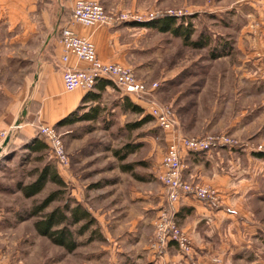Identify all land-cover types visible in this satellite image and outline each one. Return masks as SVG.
I'll return each instance as SVG.
<instances>
[{
  "label": "crops",
  "instance_id": "1",
  "mask_svg": "<svg viewBox=\"0 0 264 264\" xmlns=\"http://www.w3.org/2000/svg\"><path fill=\"white\" fill-rule=\"evenodd\" d=\"M76 1L0 0V131L23 119L21 128L13 135L14 143L20 137L33 139L41 124L67 127L69 138L81 136L72 130L81 123H88L83 126L84 132L100 129L116 135L129 132L131 126L124 118L131 113L143 115L137 127L147 122L149 105L122 92L108 79H98L91 90H65L61 70L64 47L57 28L60 19L61 27L70 23ZM97 1L105 4L104 0ZM245 12L264 24L261 17L264 8L255 3L250 9L238 6L235 10L238 16L235 15L234 47L227 55L217 57L221 60L214 65L218 67V73L214 68L209 70L205 86L211 85L213 76H217V89H222V79H232L234 84L229 89L224 87L225 93L218 94L220 104L214 106L213 115L196 127L201 132L226 131L241 139L264 143V29L259 36L252 29H246L247 20L237 19L239 13ZM71 27L95 44L101 61L125 66L135 63L134 69H139V75L148 80V76L140 72V67L144 68L146 64L137 63L133 58V55L142 56L145 52L139 48L138 27L134 23L92 27L76 23ZM66 66L89 67L75 55H70ZM190 72L187 68L172 75L161 88L175 89L180 84V74L188 77ZM215 88V85L210 87L211 98L217 95ZM26 96L29 103L22 111ZM133 106L142 110L135 111ZM129 144L125 145L124 151H129ZM247 144L208 152L184 148L180 151L183 179L212 185L222 198L220 204L212 205L182 195L172 207L175 218L193 241V253L187 257L181 255L173 242L168 244L163 255H157L149 248L154 236V221L167 200L159 179L160 161L159 173L140 182L142 185L128 186L126 204L121 208L110 213L104 210L107 207L104 204L102 208L98 206L100 210L96 214L93 207H88L103 227L106 241V246L99 248L98 256L106 264H212V258L216 257L230 260L251 255L255 247L252 241H264V222L252 218L246 209L250 203L264 201V155H261L264 151L257 152L249 142ZM101 147L104 149L103 145ZM4 148L8 149L7 146ZM127 166L119 167L122 172L129 173L132 170ZM248 260L258 262L256 255Z\"/></svg>",
  "mask_w": 264,
  "mask_h": 264
},
{
  "label": "rangeland",
  "instance_id": "2",
  "mask_svg": "<svg viewBox=\"0 0 264 264\" xmlns=\"http://www.w3.org/2000/svg\"><path fill=\"white\" fill-rule=\"evenodd\" d=\"M104 1L105 4L103 1L102 4L107 12L127 13L131 16L130 18L139 16L146 19L151 13L156 16L154 19L166 15H175L179 23L192 24L194 32L191 35V40L198 41L200 39L202 41L204 36L208 35L211 37V41L205 47H192L185 44L182 36L169 32L162 33L157 28L142 25L145 21L130 20L138 27L136 29L139 36V48L145 51L144 55L135 54L133 58L137 60V63L146 64L144 68L140 67V72L145 76L147 75L148 80L139 75V69H134L135 63L123 66L133 69L137 80L149 91V96L140 99L143 103H147L150 107L153 104L168 109L176 122L172 128H161L151 115H148L151 119L145 124L140 127L133 126L143 119V115L137 113H131L124 118L125 123L129 122L131 126L129 132H120L116 135H110L108 131L100 129L84 132L83 126L88 125V123H81L72 129L73 133H79L81 136L68 138L67 127L58 128L56 126V134L60 137L63 148L70 157L68 165L59 163L52 153L51 147L42 152H32L23 143L24 139L20 137V140L14 143L15 135L12 136L7 143V145L12 144V146L7 150L4 148L5 150L0 152L2 153L0 155V209H2L0 213V264H106L104 259L98 256L99 248L106 246L103 227L100 224L97 230L93 226L81 235L76 233L79 246L73 251H68L52 242L50 238L37 232L35 222L45 213L63 206L66 203V196L64 194L57 196L40 213L41 215H33L32 212L35 207L41 205L52 191H57L61 187L55 182H48L45 188L33 197L24 196L19 187L33 182L38 177L39 172L47 165H53L67 182V196L79 198L88 207H93L95 213L98 214L100 210L98 206L101 207L104 204L107 206L104 210L106 209L110 213L121 208L122 205L124 206L128 197V186L132 188L136 185H142L143 183L140 182L147 181L149 176H153L154 173H159L160 167L158 165H160L159 162L162 161L167 149L172 144H179L182 138L202 139L223 133L240 143L247 144L249 142L251 148L256 149L257 152L264 151V143L251 139H241L226 131L201 132L196 127L202 125L205 119H209L213 115L214 106L217 107L220 104L217 99L218 94L225 93L224 87L229 89L234 84L232 79H222L220 81L222 89H217V76H213L211 85L205 86L209 70L212 71L214 68V71L217 72L218 67L214 65L221 61L218 60L219 57L214 58L212 56L213 50L218 48L216 52L219 53L222 48H225L226 51L229 49L228 53H230L234 47L235 17L238 16L235 14V10L238 6L250 9L255 3L256 6H261L263 9L264 1ZM239 15L238 20H247L246 29H252L256 36L261 35V31L264 29L262 21L258 20L257 17L252 19L251 15L246 12L239 13ZM262 16L264 19L263 13H261ZM187 68H190V75L185 77L183 76L184 73L180 74L179 86L173 90L161 88L166 79L172 75L176 76L180 71L187 70ZM212 85L216 86L217 95H213L211 98L212 90L210 87ZM28 97L26 96L22 103V111L27 109ZM21 121L20 123H23V119ZM128 143H130L128 147L130 149L126 152L123 149ZM102 145L104 149L101 147ZM121 165H129L132 171L129 173L122 172L119 167ZM140 177L142 178L141 181H139ZM189 183L215 188L212 185L203 184L201 181ZM218 199V204H220L222 202L220 193ZM246 209L249 210V215L252 218L264 222V201L250 203ZM156 219L154 221V236ZM175 222L178 229L187 235L191 245H193L189 233L180 225L177 218H175ZM80 225L82 224L70 226V229L78 232ZM154 236L149 245L153 253L155 252L151 246L155 240ZM252 245L255 247L252 248L251 255L244 256V259L229 260L228 258L216 257L212 258L211 262L212 264H264V241H252ZM176 246L178 248V245ZM166 250L155 254L163 255ZM191 253H193V246ZM255 255L258 262L248 260L249 258L254 259Z\"/></svg>",
  "mask_w": 264,
  "mask_h": 264
},
{
  "label": "built area",
  "instance_id": "3",
  "mask_svg": "<svg viewBox=\"0 0 264 264\" xmlns=\"http://www.w3.org/2000/svg\"><path fill=\"white\" fill-rule=\"evenodd\" d=\"M130 17L127 13L118 14L107 12L105 7L97 0H77L74 3L70 23L64 25L60 31V42L64 47V53L61 56V61L64 65L61 70L66 91H74L79 88L91 90L94 88L98 79L105 78L110 80L122 92L133 95L138 99L150 95L147 88L137 80L133 69L119 63H106L101 61L97 55L95 44L88 38L78 35L71 27L72 24L76 23H80L86 27H92L114 26L120 23L130 22V20L146 22L153 20L156 16L154 13H151L146 19L139 16ZM70 55H75L77 59L85 61L89 67L86 69H78L66 66ZM149 113L163 129L172 128L176 124L171 113L164 107H158L152 104L151 107L149 106ZM20 128L21 123H16L11 125L9 129L0 131V148L3 146L5 139H11ZM37 132L49 144L52 153L58 159L59 163L68 165L70 163V157L65 152L60 137L56 134L55 126L41 124L37 127ZM240 145V142L222 133L215 136L210 135L202 139L182 138L179 144L169 146L166 154L162 158V169L159 174V179L165 189L167 200L166 205L160 209L155 222V240L151 246V249L155 253L166 250L168 244L173 242L178 245L181 255L187 257L191 254V242L187 235L178 229L175 222V214L172 210V207L179 201L182 195L192 196L212 205L218 204L219 201V192L217 189L193 185L183 179V165L180 151L184 148L194 152H208L223 147H237Z\"/></svg>",
  "mask_w": 264,
  "mask_h": 264
},
{
  "label": "trees",
  "instance_id": "4",
  "mask_svg": "<svg viewBox=\"0 0 264 264\" xmlns=\"http://www.w3.org/2000/svg\"><path fill=\"white\" fill-rule=\"evenodd\" d=\"M58 24L59 26L57 28V31L60 32L62 28L61 19ZM142 25L151 28H157L162 32H171L173 34L182 36L185 44L196 48L205 47L211 41V37L208 35L204 36V39H202V41L200 39L198 41L191 40V35L194 32L192 24L188 23L187 25H185L184 23H179L176 16H164L161 18L153 19L151 21H146L142 23ZM217 49L215 48L213 50L214 53L212 54V56L214 58L224 56L229 52V49L228 51H226L225 48H222V51L217 53ZM133 109L135 111L142 110L141 108L136 106H133ZM150 119L151 117L147 116L146 120L148 121ZM23 143L29 150L36 153L42 152L50 147L49 144L39 136V134H36V136L31 140L24 139ZM11 146L12 144L10 146L7 145L8 148ZM261 155L264 154L261 153ZM48 182L57 183L61 187V189L52 191L50 196L46 198L41 203V205L35 207L32 214L41 215L40 213H42L46 209V207L49 206L51 202H53V200H55L57 196L63 194L66 196V203L63 206H59L52 211L42 215L41 218L35 222V228L40 235L50 238L52 242L66 248L68 251H73L79 246L76 238V233L77 235H81L93 226H95L97 230V228H99L98 221L85 203L67 196V182L60 176L53 165H47L39 172L38 177L33 182L20 186L19 189L24 194V196L33 197L39 194L45 188ZM71 204L74 205L72 206ZM77 224H82L80 225L78 232H74L70 229V226H75Z\"/></svg>",
  "mask_w": 264,
  "mask_h": 264
},
{
  "label": "water",
  "instance_id": "5",
  "mask_svg": "<svg viewBox=\"0 0 264 264\" xmlns=\"http://www.w3.org/2000/svg\"><path fill=\"white\" fill-rule=\"evenodd\" d=\"M9 139H10V138H6V139H5V141H4V143H3L4 146L7 145V143L9 142Z\"/></svg>",
  "mask_w": 264,
  "mask_h": 264
}]
</instances>
